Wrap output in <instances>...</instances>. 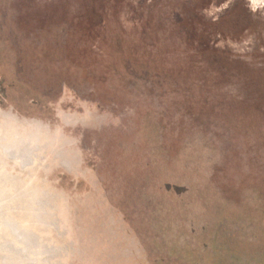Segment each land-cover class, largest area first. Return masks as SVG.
Wrapping results in <instances>:
<instances>
[{"label":"rangeland","instance_id":"obj_1","mask_svg":"<svg viewBox=\"0 0 264 264\" xmlns=\"http://www.w3.org/2000/svg\"><path fill=\"white\" fill-rule=\"evenodd\" d=\"M13 144L0 264H264V0H0Z\"/></svg>","mask_w":264,"mask_h":264},{"label":"flooded vegetation","instance_id":"obj_2","mask_svg":"<svg viewBox=\"0 0 264 264\" xmlns=\"http://www.w3.org/2000/svg\"><path fill=\"white\" fill-rule=\"evenodd\" d=\"M255 2L260 1V0H254ZM36 137V136H35ZM27 142V143H32L30 141H27L26 139L22 140L21 142ZM20 142V143H21ZM13 144L12 146H2L1 145V149L5 151V153L7 154L8 158L11 159H21V158H26L29 155H31V150L29 151H24L20 148V144ZM8 178V177H7Z\"/></svg>","mask_w":264,"mask_h":264},{"label":"bare ground","instance_id":"obj_3","mask_svg":"<svg viewBox=\"0 0 264 264\" xmlns=\"http://www.w3.org/2000/svg\"><path fill=\"white\" fill-rule=\"evenodd\" d=\"M34 151H31V153H33Z\"/></svg>","mask_w":264,"mask_h":264}]
</instances>
